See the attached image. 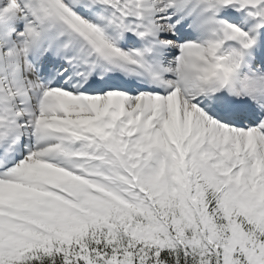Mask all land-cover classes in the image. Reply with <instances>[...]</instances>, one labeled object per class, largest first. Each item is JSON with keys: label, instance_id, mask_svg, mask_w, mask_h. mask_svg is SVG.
Returning <instances> with one entry per match:
<instances>
[{"label": "snow or ice", "instance_id": "1", "mask_svg": "<svg viewBox=\"0 0 264 264\" xmlns=\"http://www.w3.org/2000/svg\"><path fill=\"white\" fill-rule=\"evenodd\" d=\"M0 264H264V0H0Z\"/></svg>", "mask_w": 264, "mask_h": 264}]
</instances>
